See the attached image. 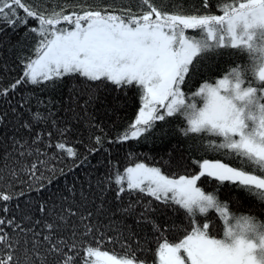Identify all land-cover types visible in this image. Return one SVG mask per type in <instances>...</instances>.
<instances>
[{"label":"snow or ice","instance_id":"obj_1","mask_svg":"<svg viewBox=\"0 0 264 264\" xmlns=\"http://www.w3.org/2000/svg\"><path fill=\"white\" fill-rule=\"evenodd\" d=\"M7 29L23 35L15 66L0 61L19 70L0 75V264H264V221L229 203L236 188L264 206V0H0ZM226 48L247 63L197 86ZM65 81L69 103L53 111ZM101 91L137 106L114 136L89 111ZM177 135L189 156L177 143L159 166L112 159Z\"/></svg>","mask_w":264,"mask_h":264},{"label":"trees","instance_id":"obj_2","mask_svg":"<svg viewBox=\"0 0 264 264\" xmlns=\"http://www.w3.org/2000/svg\"><path fill=\"white\" fill-rule=\"evenodd\" d=\"M44 2L49 6H53L57 2H63V0H44ZM193 0H189V3H192ZM215 4V0H213ZM213 14H216L215 8L213 9ZM192 31V30H190ZM23 35V31L12 33L10 29H7L4 33L0 34V41L3 42V47H0V61H7L11 67L15 66V56L16 49H12V45H15L20 37ZM11 49V51H10ZM248 61L247 53L242 51L233 50L230 48L221 49L218 53H210L207 58L203 61L200 72L196 76L194 83L198 84L204 80L211 77L212 79L220 78L227 70L232 66H242ZM7 74L0 73V75H6L7 78H13L18 75V69L15 71L11 70ZM7 82V81H5ZM73 82L65 81V86L58 89L56 92L51 93V98L56 102L53 108V111H56L60 108L61 100L65 107H67L69 87ZM79 87V85H77ZM195 90V88H193ZM45 98H47V93H38ZM99 99L96 101L95 105L90 108V112L93 115L96 123L101 124L110 136H114L117 132L121 131L129 121L134 118L136 111V104L133 103L132 93H128V97H125L123 93L117 94L112 92L106 94L103 91L98 93ZM83 101H81L82 103ZM64 113L61 112L60 116L63 117ZM180 121L174 119L172 121V126L174 128L179 127ZM40 127H43L42 125ZM74 129L79 135L87 137L88 132L86 126L83 123L74 122ZM3 131V130H0ZM5 135H9L10 132H5ZM77 139V135H72L69 143L71 144ZM179 143V148L183 151L184 155L187 157L190 153L187 151L188 142L183 136L177 135L172 138L171 144H138L136 141H130L125 143L122 146L114 147L112 152V159L114 161H119L121 168L127 163L126 156L131 153L133 155L140 154L139 159L144 160L149 164L155 163L156 166H159L163 163V160L168 159V151L172 148L173 145ZM77 147H79L77 145ZM174 155H179V153H174ZM100 157H92V163L95 164L96 160ZM163 158V159H161ZM211 158H221L216 156H211ZM227 159V158H222ZM190 162V161H189ZM235 164L236 161H230ZM61 167L63 165H57ZM67 167H71L69 164ZM101 172L104 171L103 168L100 169ZM165 171H167V166H165ZM74 175V174H73ZM72 176L68 177L70 180ZM67 181L61 177L60 182L55 185V187H62ZM205 190H213L210 185H201ZM24 190L28 192L27 185H24ZM228 189L219 193V198L221 200H227L226 192ZM34 196V193H29L28 197L21 198V204L25 199L31 198ZM230 211L236 216L240 215H253L256 216L259 220L264 221V206H261V203L254 197L250 196L242 191H239L236 188H231V198H230ZM215 223V217H213ZM222 225V222H221ZM217 229H214L216 231ZM222 234V227L219 229ZM170 238V237H169ZM155 247V245H153Z\"/></svg>","mask_w":264,"mask_h":264},{"label":"rangeland","instance_id":"obj_3","mask_svg":"<svg viewBox=\"0 0 264 264\" xmlns=\"http://www.w3.org/2000/svg\"><path fill=\"white\" fill-rule=\"evenodd\" d=\"M189 32H191V31L189 30Z\"/></svg>","mask_w":264,"mask_h":264}]
</instances>
